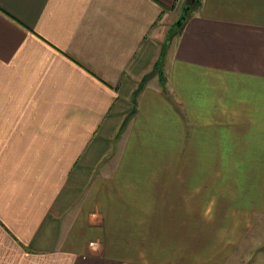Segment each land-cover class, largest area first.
Masks as SVG:
<instances>
[{"label":"crops","instance_id":"obj_1","mask_svg":"<svg viewBox=\"0 0 264 264\" xmlns=\"http://www.w3.org/2000/svg\"><path fill=\"white\" fill-rule=\"evenodd\" d=\"M186 1L0 0V264L137 262V185L187 118L260 107L232 89L264 87V0H197L170 37Z\"/></svg>","mask_w":264,"mask_h":264},{"label":"rangeland","instance_id":"obj_2","mask_svg":"<svg viewBox=\"0 0 264 264\" xmlns=\"http://www.w3.org/2000/svg\"><path fill=\"white\" fill-rule=\"evenodd\" d=\"M254 90L259 108L247 100L224 104L213 119L187 118L179 161L171 155L151 182L138 183L137 262L123 264H264V87L232 89L246 98ZM131 117L129 107L124 126Z\"/></svg>","mask_w":264,"mask_h":264},{"label":"trees","instance_id":"obj_3","mask_svg":"<svg viewBox=\"0 0 264 264\" xmlns=\"http://www.w3.org/2000/svg\"><path fill=\"white\" fill-rule=\"evenodd\" d=\"M197 5V0H195L194 1V3H193V5L192 6H190V7H188V8H186L185 9V12H184V14L182 15V16H180V18H179V20L175 23V24H173L172 26H171V31H169V35H170V37H172V36H176V35H179L180 33H181V31H182V28H183V25H184V23H185V21H186V19L189 17V15H190V12H191V9H192V7H194V6H196ZM175 28H177V29H175ZM171 33V34H170ZM160 60L154 65V69H153V74H156L157 76H158V79H159V82L161 83V85H162V87L164 88V79H165V77H164V73H163V69L160 67ZM146 78H148V76L147 77H145V79ZM145 79H143V81L145 80ZM142 83H141V85H140V87H138V89H137V91H136V93L137 92H139L141 89H142ZM135 104V103H134ZM133 104V105H134Z\"/></svg>","mask_w":264,"mask_h":264}]
</instances>
